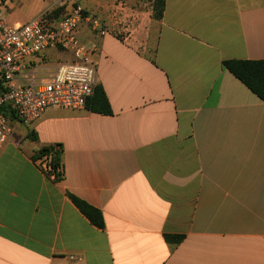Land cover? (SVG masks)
Returning a JSON list of instances; mask_svg holds the SVG:
<instances>
[{"label":"crops","instance_id":"obj_1","mask_svg":"<svg viewBox=\"0 0 264 264\" xmlns=\"http://www.w3.org/2000/svg\"><path fill=\"white\" fill-rule=\"evenodd\" d=\"M55 1L8 0L5 20L25 24ZM136 2L78 1L108 27L82 24L77 37L98 50L110 115L51 108L33 130L12 118L0 264H264V102L222 66L264 61V0H164L159 19ZM57 53L45 56L74 60ZM52 145L57 182L33 161Z\"/></svg>","mask_w":264,"mask_h":264},{"label":"built area","instance_id":"obj_2","mask_svg":"<svg viewBox=\"0 0 264 264\" xmlns=\"http://www.w3.org/2000/svg\"><path fill=\"white\" fill-rule=\"evenodd\" d=\"M8 0H0V152L8 144L12 117L32 130L46 110L86 111L97 85L98 50L77 37L80 25L103 36L106 22L85 11L79 0L55 3L25 24L11 26L4 17ZM55 10H62L52 18ZM120 13H123L121 6ZM124 15V14H123ZM127 22L132 15H124ZM48 51L71 53L74 60L47 69ZM34 160L36 168L51 181L63 177L62 168H52L57 148Z\"/></svg>","mask_w":264,"mask_h":264},{"label":"trees","instance_id":"obj_3","mask_svg":"<svg viewBox=\"0 0 264 264\" xmlns=\"http://www.w3.org/2000/svg\"><path fill=\"white\" fill-rule=\"evenodd\" d=\"M163 2L164 0H156V15L154 19H159L161 17L163 11ZM61 13H63L62 10H55L51 17L58 18ZM222 66L236 79H238L260 101L264 102V61L228 60L223 61ZM86 111L100 115L111 114L108 100L101 86L96 85L94 88L93 96L87 101ZM54 146L57 148V150H55V157L52 161V168L55 170L59 166L62 168V166L60 163L61 146ZM51 150H53L52 146L44 147L36 153L33 159L36 160L38 157L47 154ZM57 181L59 180H52V182ZM68 197L75 207L90 221L92 225L98 229H104L102 215L98 210L71 195H68ZM165 239L170 243H178L182 240V237L166 236Z\"/></svg>","mask_w":264,"mask_h":264},{"label":"rangeland","instance_id":"obj_4","mask_svg":"<svg viewBox=\"0 0 264 264\" xmlns=\"http://www.w3.org/2000/svg\"><path fill=\"white\" fill-rule=\"evenodd\" d=\"M133 1H137L136 3H140L142 4V6H144L145 8H148L150 10V12L152 13V17L155 18V15H156V0H133ZM94 34V33H93ZM97 35V34H95ZM62 53V55H65L66 52H62V51H59ZM59 52L57 54H59ZM58 59L55 57V56H50V60L48 59L47 61V69L50 70V66H49V62L51 64V66H54L53 69H55V67L58 65V63H62V62H65L67 63V61H57Z\"/></svg>","mask_w":264,"mask_h":264}]
</instances>
